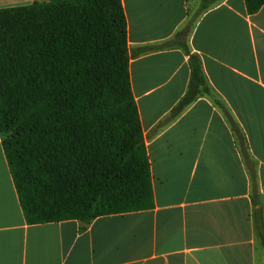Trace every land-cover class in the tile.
<instances>
[{
	"label": "crops",
	"instance_id": "obj_1",
	"mask_svg": "<svg viewBox=\"0 0 264 264\" xmlns=\"http://www.w3.org/2000/svg\"><path fill=\"white\" fill-rule=\"evenodd\" d=\"M39 0H0V9ZM130 75L151 163L154 207L29 225L0 136V264H264V6L222 0H122ZM185 38L216 97L245 135L252 180L224 111L201 96L165 120L188 92L189 58L166 43Z\"/></svg>",
	"mask_w": 264,
	"mask_h": 264
},
{
	"label": "trees",
	"instance_id": "obj_2",
	"mask_svg": "<svg viewBox=\"0 0 264 264\" xmlns=\"http://www.w3.org/2000/svg\"><path fill=\"white\" fill-rule=\"evenodd\" d=\"M222 0H200L202 14ZM250 15L264 0H245ZM143 51L180 47L188 92L165 120L201 96L228 119L252 180L244 133L216 97L185 35ZM122 0H39L0 9V136L27 224L76 220L154 207L151 163L133 95Z\"/></svg>",
	"mask_w": 264,
	"mask_h": 264
}]
</instances>
